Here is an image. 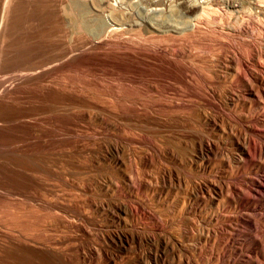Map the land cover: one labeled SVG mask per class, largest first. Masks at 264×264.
I'll list each match as a JSON object with an SVG mask.
<instances>
[{"label": "bare ground", "instance_id": "bare-ground-1", "mask_svg": "<svg viewBox=\"0 0 264 264\" xmlns=\"http://www.w3.org/2000/svg\"><path fill=\"white\" fill-rule=\"evenodd\" d=\"M39 1L41 3L42 0ZM150 1L157 5L160 2L159 0ZM192 1L194 7L198 6L196 10L194 9L196 14L193 16L171 7L169 13L161 9H151L155 12L153 11L152 14L148 12L150 15L145 14V17L141 15L140 21H138L139 18L131 21L129 19L132 18V14L125 12V9L116 10L114 7L112 10L110 4L108 7L104 6L101 15H96L94 12L95 15L90 16L92 19L87 14L90 13L89 10L87 12L80 8L81 6H75L76 4H74L75 7L73 6V12L68 13L67 11V13L71 14V18L68 15L69 21L71 23H73L72 20L74 21L73 25L76 24L78 31L81 30L90 35V38L85 37L87 40H84L93 49L109 46L113 41L114 44L129 47L130 45L127 46L129 40L125 42L127 33L130 31L134 33L136 30L144 31L146 35L149 34L152 43L153 41L173 42L176 40L179 43L178 39L181 40L185 35L202 34L207 13L214 10L213 5L221 3L225 5V1L229 9L230 16L228 17L231 18L228 30L230 37L236 39L242 32L248 33L251 23L264 29V0ZM14 2L1 0L0 36L4 29L6 30L9 17L7 15L11 12L9 9ZM96 3L95 0L94 5ZM236 3L239 5L236 6ZM17 5L19 6L16 3V7ZM12 7H14L13 4ZM17 8L16 11H18ZM97 10H99L98 6ZM47 13L50 12L47 11ZM215 18L217 17H214V21ZM42 24L38 25L42 26ZM51 29L52 27L50 31ZM135 33L142 35L141 32ZM42 37L45 38V35ZM253 42L247 43L246 41L245 44H240V48H236L235 45L232 50L227 48L225 62L229 68V76L226 77L224 73L217 75L218 81L226 85L224 86V100L217 98V102L212 101L206 94L201 93L199 88L197 89L192 76L188 74L189 71H178L182 73L174 76L176 72L173 75L174 79L173 77L171 79L184 87L180 92L175 91L179 96L177 98L179 102L169 101L156 105L161 111L160 115L151 116L146 114L148 112L141 114L134 107L129 116L121 113L119 121H110L101 112L98 114H93L92 111V113H83L73 120L60 122L69 127L67 138L62 139L59 135H54L49 138L48 143L38 144L40 149H31L34 145L30 146V144H28L30 149L14 147L18 140L26 139L34 128L20 121L23 117L19 119L21 114L19 109L7 101L5 102L9 104L1 101L0 115L2 118L0 119H3L6 125H1L5 127V130L1 131L3 133L0 134L2 141L0 142L6 144L7 148L2 158L0 157L2 161L0 162V186L7 192V195L0 193V264L264 263V46ZM47 44L44 45L47 47ZM219 44L222 45V43ZM140 45L132 42L131 48L140 52L144 48H142L144 45ZM51 46L53 48V45ZM166 46L158 43L155 47L153 46L152 52L168 53L169 49ZM83 49L86 48L81 45L76 50L84 55L87 50ZM174 49L173 47L172 50ZM117 50H120L119 47ZM72 53L67 51L66 54L70 61L67 63L66 60V64L58 65L60 68L65 67L66 69V66L68 68L74 63L75 58L72 59L71 56H74ZM11 59L14 60L13 57ZM141 59L140 61L148 58ZM218 60L221 63L224 59L218 58ZM54 66L56 63L52 62L50 66L48 65L50 68ZM42 74L40 70L31 69L23 74L18 73L19 77L16 78L19 83L27 84L35 79L43 81L46 75ZM166 79L170 78L166 77ZM128 82L132 88H140L136 85L135 79ZM1 83L0 88L4 95H11L12 88L9 89ZM238 83L242 84L241 88L236 86ZM168 87L171 88V86ZM53 90L49 89L51 93L45 97L47 102L55 105H79L80 107L84 104V107L88 108L85 104L90 101L83 97L85 93L81 96L74 94L75 92L67 91V93L63 87ZM100 90L96 93L98 94ZM138 90L141 92V89ZM105 91L103 92L106 93ZM216 92L213 94L217 96ZM93 93L91 91L89 95ZM87 95L84 96L87 97ZM101 95L97 97L100 96L101 99ZM103 99L98 101L94 98L91 102L95 104L97 101L99 104L100 101H104ZM123 99L122 96L119 97L121 103ZM79 122L92 126L93 129L80 126ZM96 126L108 129L112 135L109 132L100 139L91 136L90 132H95ZM140 127L152 130V132L142 139L134 137V134L129 135L128 132L133 133ZM161 134L166 137H164L166 141H162L161 144L158 142V144L156 139ZM134 145L138 149L131 148ZM51 180L66 182L72 187L73 190H70L73 192L68 193L66 189L67 193H64L61 191L63 188L58 190L55 184L52 185L49 182ZM53 181L52 183L55 182ZM143 219L146 220L143 221ZM261 254H263V260L260 257Z\"/></svg>", "mask_w": 264, "mask_h": 264}, {"label": "rangeland", "instance_id": "rangeland-1", "mask_svg": "<svg viewBox=\"0 0 264 264\" xmlns=\"http://www.w3.org/2000/svg\"><path fill=\"white\" fill-rule=\"evenodd\" d=\"M17 1H19V2H17ZM38 1L39 0H33V1L32 0H29V1L28 0H26V1L25 0L24 1L23 0H12V2L15 3V4L12 3L14 5V7H12V4H11V9H9V12H10V10H11V12L7 15L9 17L7 18L8 19V22H7L8 24L6 23L7 24L6 25V30L4 29V31L2 33L3 36L2 35L0 36V81L2 80L1 81L2 83L1 82L0 83L2 85L6 86V87L8 86L9 89L12 88L11 91H13L12 94L9 95V96H7V94H5L7 96L6 97L4 95V93L2 92L1 88H0V90H1L0 91V95L2 94L0 102L4 101V103H6V104L10 103L11 105H14L17 109H19L18 111L21 112L19 119H21V116L23 117L20 121L21 122L23 121L22 123H26L29 126H32L34 128L32 131L29 132V134H28L26 139H20V140L17 141V143L14 144V147H18V148H21V149H26V148L30 149L28 144H30V146L34 145V146H31V149L32 148L33 149H40L41 147L38 146V144H42V143H45V142L48 143L49 138L54 136V135H59V137L62 138V139L63 138H67V136H68L67 135V131H69V129H68L69 127L64 126L60 122L73 120L74 118H76L80 114L88 113V112H91V111L93 112V114H98V113L101 112V114H103L110 121H119L120 118H121V116H120L121 113H123V114L126 113V115L129 116L130 114H132L131 112H133L132 111L133 107H134V109L137 108L139 110V111L137 110L138 113H141V114L148 112L146 114L151 115V116L160 115L161 111L158 110L159 108L156 105H158V104H160L162 102L165 103V102H169V101H172V102H175V103L179 102L178 99H177V98H179V96L177 95V92L175 93V91H179L180 92V91H182L184 89V87L182 85L176 83L175 80L171 79V77H173V79H174V76H176L177 74L180 73L178 71H183V70L184 71H186V70L189 71L188 74L190 76H192L193 83L196 85L197 89L199 88L201 93L206 94L207 97H209V99L210 98L212 99V101H216L217 102V100H216L217 98H221V100H224L225 99V93H224L225 92V87L224 86H226V85H225L224 82L218 81V76H219V74H223V73H224L223 75H225V74L227 75V76L225 75L226 77L229 76V73H228L229 72V68H228L227 62H225L226 61L225 60L226 59V53H228L227 52L228 49L231 48L230 50H232L235 47V45H236V48L237 47L240 48L241 47L240 44L241 45L245 44L246 41H247V43H252L254 41L253 43H256L258 45L261 44L262 46H264V29L262 27H258L257 24H255V23H251L250 24L249 29H248V31H249L248 33H246V32L243 33L242 32L241 34H239V36H238L239 38L237 37L236 39H233L232 37H230L228 35V30H229V27H230L229 24H231V21L229 19H231V18L228 17V16H230L229 15V9L227 8V5H228L227 1H225V0H224L225 1L224 2L225 5H222V3L220 5H215V6L213 5L214 10L210 11L209 13L212 12V14H214V15L207 13V16L205 17L206 21H204L205 23L203 25L206 28H204V27L202 28L203 29L202 30V34L200 33V34H196V35H191V34L190 35L189 34L185 35V36L182 37L183 40L182 39L181 40L178 39V42L180 41L179 43H177L176 42L177 40H176V41H173V42L172 41L171 42L168 41L169 43L168 42L153 41V43H154L153 44L152 41L149 38V34L146 35V32L137 31L136 30V31H134V33L135 32H139V33L141 32L142 35H138V33L136 35V33L134 34V33H132V31L128 32L127 33V37H126L127 40H125V42H128V40H129V42L127 44V46L130 45L129 47H126L125 45L122 46V45L114 44V41H113L112 44L114 46L111 44V45L103 47V48L97 47L98 49L95 48V47L93 49V47H91L87 43V41H86L87 39L86 38L87 37L90 38L89 34L83 33L81 30L78 31V29H77L78 27L75 26L76 24L73 25L74 21L72 20L73 23H71L69 21V19L71 18V14H68V13H70V11L73 12L72 10H73L74 4H76L75 6L79 5L78 7L81 6L80 8L84 9L85 11L87 10V12L89 10L90 13L89 12L87 13L89 18H91L90 17L91 15H93V14L95 15V13H96V15H99V14L101 15L103 13L101 10L103 8H105V7L110 6V5H111L110 7H112L111 8L112 10H114V7L116 8V10H118V9L124 10L125 9V12H129L130 14H132L131 17L133 19L132 18L129 19L131 21L134 20V18H135L134 21H136L138 18H139L138 21H140L141 15L143 17H145L146 16L145 14H149L148 12H150L152 14L153 11L155 12V10H158V9H161L165 13H169L168 11H170L171 7H173L177 11H182L183 10L184 13H186L187 15H192L193 16V15L196 14L195 10L197 9L198 6L194 7L193 3H192L193 2L192 0H159L160 2H158L159 3L158 5H157V3L153 4V2L150 1V0L149 1H146V0H123V2H122V0H96L97 1V3H96L97 5L96 4L94 5L95 0H93L94 2L92 0H59V1L58 0H56V1L55 0H53V1L51 0L52 2L48 1V0H47L48 2L46 0H42L41 3H40V1L39 2ZM28 2H30V3H28ZM16 3L19 4V6L17 5V7H20L19 9L16 7ZM61 3H62V5H61ZM31 4H32V6H31ZM49 4H51V5L49 6ZM108 4H110V5H108ZM22 5H24V6L22 7ZM99 5H101V7L102 6L103 7L101 8ZM237 5H239V3H236V6ZM28 6H30L32 9L34 8L33 9L34 11L32 9H30V7H28ZM46 6H47V8H46ZM97 6H98L99 10H97ZM15 7L17 8L18 11H16ZM51 7H54V8H51ZM225 8L227 10H225ZM151 9H155V10H151ZM0 10H1V0H0ZM22 10H23V12H22ZM30 10L32 11V13H31ZM46 10L48 12H50L51 14L47 13ZM56 10H57V12H56ZM67 11H69V12L67 13ZM34 12L36 14H34ZM18 13H20V14H18ZM22 13H23L24 16L21 15ZM215 13H217V14H215ZM44 14H46V15L44 16ZM58 14L59 15L61 14L63 16V18H62L61 15L59 16ZM35 15L38 16V17H36ZM40 15H41V17H40ZM68 15H70V18H68L69 17ZM149 15H147V16H149ZM27 16H29V18ZM245 16H247V15H245ZM54 17H56V18H54ZM214 17H217V19L215 18V21H214ZM18 18H20V19H18ZM89 18H88V20L90 22ZM244 18L247 19V17H244ZM26 19H27V21H26ZM35 19H36V21H35ZM54 19H55V22H54ZM209 19H211L212 21L209 20ZM207 20H209V21H207ZM33 21H35V23ZM44 21H45V23H44ZM23 22H24V24H23ZM36 22L37 23L39 22L38 24H40V25L43 23L42 24L43 27L38 25ZM208 23H210L211 25L208 24ZM20 24H22V25H20ZM62 24H63V26H62ZM212 24H213V26H212ZM206 25H209L210 27L206 26ZM33 26H34V28H33ZM39 27H41V28H39ZM51 27H52V29L50 31ZM26 28H28V29H26ZM56 28L58 30L60 29L61 31L60 30L58 31ZM24 30H26V32ZM48 30H49V32H48ZM250 30H252V32ZM23 31H24V33H23ZM34 31H36V32H34ZM62 31H63V33H62ZM60 33H62V34L60 35ZM143 33H144V36H143ZM48 34H50V35H48ZM64 34H65V36H63ZM41 35L42 36L45 35V38L42 37ZM54 35H56V36H54ZM29 36L31 38H28ZM32 36H34V37H32ZM59 36L61 37L62 41L60 40ZM190 36H192V37H190ZM35 37H37V38H35ZM129 37H132V38L129 39ZM199 37H201V38H199ZM77 38H78V40H75ZM231 38H232V40H231ZM40 39H42V41ZM65 39L67 41H64ZM84 39H86V40H84ZM146 39H148V40H146ZM135 40H136V42H135ZM46 41H48V42H46ZM74 41H75V43H74ZM138 41H139V43H138ZM60 42H61V44H59ZM66 42H68V43H66ZM84 42H85L86 45L84 44ZM130 42H131V44H130ZM132 42L133 43H137L139 45L141 44L140 46L144 45V46H142V48L144 47L143 50H142L143 52L141 50H140V52L138 50L137 51H135L134 49L132 50V48H131ZM148 42H150V43H148ZM233 42H235V43L233 44ZM78 43L80 45H78ZM158 43L159 44L161 43L163 46L167 45L166 47H168L169 50L171 48L173 49V47L175 49L174 50L171 49L170 51L167 50L168 53L166 52V53H163V54L153 53L152 50L154 49L155 45L158 44ZM219 43H222V45L219 44ZM44 44H47V47ZM56 44H58V45H56ZM66 44L69 45V46H67ZM87 44H88L89 47L87 46ZM146 44H148V45H146ZM213 44H215V45H213ZM51 45H53V48H52ZM61 45H63V46H61ZM81 45L84 48H86V49H83L84 51L87 50V51H85L84 55L80 54V51L76 50L77 47H79ZM72 46L75 47L76 49H74ZM117 46L119 47L120 50H117L118 49ZM151 46H152V48H151ZM215 46H216V48H215ZM22 47H23V49H22ZM145 47H146V49H145ZM176 47H177L178 51H177ZM113 48H114V50H113ZM126 48H127V50H126ZM66 50L68 51V53L73 52L74 54L73 53L72 54L74 56H71V57H73L72 59H74V58L75 59H74V63L71 65L73 67L70 66V67L67 68V66H66V69H65V67L62 69L59 66H61L62 64L63 65L66 64L67 61H68L67 63H69V61H70V59H68V57H67V54H66L67 51ZM224 50H225V52H224ZM52 51H54V53ZM95 51H97V52H95ZM101 51L104 52L105 54L102 53ZM134 51H135V53H134ZM169 52H170V54H169ZM240 52H241V50H240ZM143 53L146 54L144 57L141 56V55H144ZM172 53L174 55H172ZM136 54H138V55H136ZM151 54H152V56H151ZM164 54H167V55H164ZM129 55L130 56L134 55V56L130 57ZM64 56H66V57H64ZM86 56L88 57V59H87ZM127 56H129V57L127 58ZM213 56H215L216 58L213 57ZM12 57H13L14 60L11 59ZM18 57H20L21 59L18 58ZM140 57L142 59H146V58H148V59L151 58V59L142 60ZM27 58H29V60ZM61 58H62V60H61ZM218 58L219 59H224L222 61V62H224V64L221 62L222 63V65H221V63L218 62L219 61ZM49 59H50V61H49ZM140 59L142 61H140ZM166 59H167V61H166ZM16 60H18V61H16ZM131 60H133V61L131 62ZM153 60H155V61L153 62ZM173 60H175V61L172 62ZM19 61H21V62H19ZM51 62L52 63H56L57 67L56 66H54L52 68L48 67V65L50 66ZM21 63L22 64L24 63L23 66H22ZM217 64H218V66H217ZM171 65H173V66H171ZM226 65H227V67H226ZM9 66H11V67H9ZM17 66H19V67H17ZM169 66L171 68H169ZM41 68H42V71H41ZM17 69H19V70H17ZM27 69L29 71H31V69L36 70V71L40 70V74L43 73L46 76L44 77L43 81L42 80L40 81V79H38L39 80V82H38V80L35 79V77H34L33 79H35V80H32V78H30V80H32L31 82H28L29 78H27L28 81L26 80V83L28 82L29 84L28 83L25 84L24 82H20L19 83L17 81V78L19 77L18 73L23 74V72H25V73L29 72V71H27ZM69 69H71V70H69ZM170 69H172V70H170ZM177 69H179V70H177ZM169 70L172 72V74H171V72ZM140 71H142L143 73L140 72ZM147 73H149L150 75H148ZM166 73H169V74L167 75ZM47 74H49L50 76L47 75ZM168 76H170V77H168ZM14 77H15V79H14ZM166 77L170 78L171 80L170 79H166ZM6 78L7 79L9 78L8 80H10V81L6 80ZM131 79H135L136 80V85L140 87L138 89H141V92H139L140 90L135 89L134 87L132 88V85L129 86L130 82H128V81L131 80ZM21 83L24 86H22ZM151 83H152V85H150ZM88 84H89V86H88ZM154 84H155V86L153 87ZM94 85H96V86H94ZM97 85H99V86L97 87ZM13 86H14V88H13ZM21 86H22V88H21ZM92 86L95 87V88H93ZM168 86H171V88L174 89V91ZM236 86L241 88L242 84L238 83V84H236ZM16 87L17 88L19 87V88L17 89ZM62 87L66 90V92L67 91L70 92V93H74L75 92L74 94H77V95H80V96L83 93H85L86 95L87 94L89 95L90 92L92 91V93L93 92L94 93L91 94V95H93L95 97H93V96L91 97V95H89V96L87 95V97H85L84 96L85 94L83 95V97L85 99L87 98L88 101H90V103L88 102L87 104H85L86 106L88 105V108L84 107V104H82L83 106L81 105L82 107H80L79 105L76 106V105H70V104H67V105L66 104L55 105V104H53V103H51L49 101L48 102L46 101V98H45L46 95L51 93V91L49 92V89L54 91L53 89H59V88H62ZM163 87H165V88H163ZM100 88H101V90H100ZM103 89L106 90L105 91L106 93L103 92L104 91ZM203 89L205 90V92H204ZM75 90L77 91V93H76ZM99 90H100V92L97 94L96 92H98ZM136 90H137V92H134ZM162 90H164V91H162ZM212 90H213V92L217 91L216 94H218V95L217 96L214 95ZM107 91H108V93H107ZM160 92H161V94H160ZM100 93H102L103 95H101ZM97 95H101V99L99 98L100 96L97 97ZM108 95L110 97H108ZM131 95H133L135 98L133 96L131 97ZM140 95H141V97H140ZM211 95H213V96H211ZM219 95H221V96H219ZM118 96L120 98L122 96V99L125 98V99H123L124 101L121 100L122 103L120 102ZM215 96H216V98H215ZM89 97H91V98L89 99ZM107 97H108L109 101H108V99L105 100ZM94 98H95V100H98V101L102 100L104 98L103 100L108 102V103L106 104V102L100 101V103L102 104L101 105L100 103L97 104L98 102L95 101L96 103L94 104V102H91L92 100H94ZM116 98H118V99H116ZM136 100L137 101L141 100V102L137 103ZM5 101H7L9 103H7ZM102 102H104V103H102ZM91 103L94 104L95 108H94L93 104H91ZM143 103H144V105H143ZM129 105H131V106H129ZM89 106H91V107H89ZM109 106H112V107H109ZM140 107H142V108H140ZM89 108H91L90 111L88 110ZM130 108H132V109H130ZM152 109H153V111H152ZM0 117H1V115H0ZM0 120H2V121H0V134H2L3 132H1V131L5 130L4 126L6 124L4 123L3 119H0ZM2 123H4V124H2ZM1 125H4V126H1ZM79 125L80 126H84V127H88L89 129H93L92 126H88L85 123H80L79 122ZM94 130H95V132L91 131L90 135L93 136V137L95 136V138H97V139L102 138L105 134H108L110 132V131H108V129L100 128V127H97V126L94 128ZM134 131H133V133H132V131L128 132V133H129V135H131V134L133 135L134 134L135 135L134 137H137L138 139L139 138L142 139V138L148 137L150 135V133L152 132V130H148V129H145V128H142V127H140L137 130H134ZM136 131H137V133H136ZM92 133L94 135H92ZM110 134L112 135L111 132H110ZM79 135H80V133L78 134V136ZM113 135H115V133H113ZM164 137L165 136H163L162 134H161V136L159 135L157 137V139H156L157 143L159 142L161 144L162 141L163 142L166 141V139H165L166 137L165 138ZM1 142H0V157L2 158V155L4 154L7 146H6V144L1 143ZM134 146H132L131 148L138 149L137 146H135V147ZM0 162L2 163L1 160H0ZM151 173H153V172L151 171ZM52 181L53 180H51L49 182H51L52 185L55 184L54 186L58 187V190L59 189L61 190V188H63L61 191H64V193H67V192H65L66 189H67L66 191H68V193L73 192V191H71V190H73L72 187L69 184H67L66 182H63L62 180H54L55 182L53 181L54 183H52ZM5 192L6 191L1 187L0 188V193L3 194V195H5V194L7 195V192L6 193ZM145 220L146 219H143V221H145ZM260 257H262L261 259L263 260V254H261ZM248 264H253V263H248ZM262 264H264V263H262Z\"/></svg>", "mask_w": 264, "mask_h": 264}]
</instances>
